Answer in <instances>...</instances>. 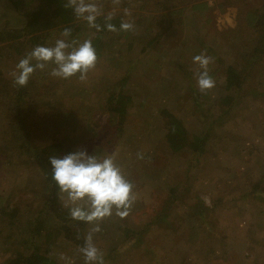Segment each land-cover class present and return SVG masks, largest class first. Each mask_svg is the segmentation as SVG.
Wrapping results in <instances>:
<instances>
[{"label":"rangeland","instance_id":"obj_1","mask_svg":"<svg viewBox=\"0 0 264 264\" xmlns=\"http://www.w3.org/2000/svg\"><path fill=\"white\" fill-rule=\"evenodd\" d=\"M190 1L121 0L117 6L98 0V19L113 13L134 30L105 32L86 82L78 75L54 78L49 64L32 75L20 106L14 93L0 96V264L37 247L49 250L55 264H85L79 249L93 227L73 220L62 228L61 215L69 210L61 199L67 204V198L59 195L56 209L48 207L44 170L30 159L31 149L13 139L8 112L37 123L27 134L39 145L59 143L65 155L113 154L133 183L129 215L105 218L94 234L105 264H264V55L256 59L252 19L240 13L249 5ZM41 4L0 0V40L4 30L23 28V13ZM252 7L263 8L264 0H253ZM77 20L81 29L67 40L93 39L97 31ZM62 27L56 23L44 31L50 32L45 47L62 38ZM34 48L10 37L0 41L2 78L14 83L16 65ZM201 53L214 58L208 67L216 83L206 92L198 88L200 69L193 61ZM229 66L245 78L241 92L227 88ZM115 91L132 98L123 126L107 109ZM227 96L230 104L223 103ZM163 110L207 139L202 152L171 150Z\"/></svg>","mask_w":264,"mask_h":264},{"label":"clouds","instance_id":"obj_2","mask_svg":"<svg viewBox=\"0 0 264 264\" xmlns=\"http://www.w3.org/2000/svg\"><path fill=\"white\" fill-rule=\"evenodd\" d=\"M111 2L117 6L121 4V0ZM65 7L72 8L74 15L86 21L89 28L97 32L103 30L96 23L103 15V8L98 0H67ZM124 13L126 16L131 15L128 9H124ZM113 18V13L105 16V27L109 32L134 30V24L128 20L122 21L117 29L111 23ZM71 35V28H65L61 32L62 38L57 39L54 46H36L21 59L13 73L15 85L27 86L32 75L37 70H45L49 64L54 65L50 71L54 78L70 79L78 75L81 82H86L88 73L96 67L97 52L91 38L83 42L75 39L69 42L67 38ZM193 61L200 69L197 72L199 90L206 92L214 88L216 82L208 67L214 58L201 53L193 57ZM138 158L142 159V154H138ZM49 160L53 169L52 179L59 188L60 197L67 198V204L62 199L61 201L69 210L71 219L93 225L85 238L84 246L79 249L85 264H105L104 254L94 243V234L102 231L100 223L105 218L113 214L121 218L129 215L136 200L133 183L126 179L113 154L98 158L96 155H88L86 150H78L63 158L49 157Z\"/></svg>","mask_w":264,"mask_h":264},{"label":"trees","instance_id":"obj_3","mask_svg":"<svg viewBox=\"0 0 264 264\" xmlns=\"http://www.w3.org/2000/svg\"><path fill=\"white\" fill-rule=\"evenodd\" d=\"M231 1L232 0H226V4L233 5ZM189 2L191 1L189 0ZM240 3H242V5H240L239 8H241V6L245 8L247 7L246 5H249V7L245 10H242L241 8L240 13L244 15L245 20H248V18L252 19V23H249V31L252 34H255L256 37V47L253 50V53L257 59L258 57L264 55V7L256 8L253 11V0H240ZM66 4L67 0H42V4L37 8V10L25 14L23 13V16L21 17L26 19L25 26L23 28L14 29L13 31L8 29L4 30L3 34H1L2 39L0 41H4L10 37V40L17 45L27 43L33 47L46 46L48 38L50 37V32L44 33V31L53 27L56 23L63 25L61 29L62 31L65 28H71L72 35L70 37H75L81 29V24L78 23V18L74 15L72 8L65 7ZM15 11L17 10L15 9ZM122 21V18L116 17L111 21V23L119 29ZM96 23L100 24L103 29L100 32H96L95 37L92 39L93 46L95 47L97 56L99 57L104 48V34L108 30L105 27V17L97 19ZM160 36L161 34L158 36L156 35L153 38V42L157 41ZM21 52L22 51L18 49V53L20 54ZM226 82L228 89L236 88L241 92L245 84V78L236 67L229 66L227 69ZM30 88L31 86L29 84L25 87H16L15 83L7 81L0 75V96L9 97L10 94L14 93L18 105L24 101L25 97H27ZM231 100H233L232 97L227 96L223 103L230 104ZM106 102L108 104V111L111 114L116 115L117 118H119V125L123 126L125 117L132 103V98L125 95L122 91H115L109 96ZM7 115L9 119L7 123L8 129L11 131L13 139L16 141H22L23 144L21 147L25 150L31 149L30 159L42 166L44 170V184H46L45 190L49 195V200L46 203L50 209L51 207L56 209L55 204L59 201V188L52 179L53 169L50 164L49 157L63 158L66 151L62 150V145L59 143L39 145L37 143V138L30 140L27 133L32 128H37V123L31 118H27L24 113L8 112ZM161 115L164 120L166 140L174 153L181 152L188 147L193 148L195 151H203L202 146L207 141L204 136L202 137L196 134H191L185 127L183 121L168 110H163ZM12 211L15 212L14 209H12ZM62 220L66 221L62 228H66V223L73 221L69 216V211L61 215V221ZM78 222L79 224L85 223L80 221ZM48 252L49 250L44 252L37 247L34 248L33 252L28 255H18L16 258L12 259L10 264H55L54 260L48 256Z\"/></svg>","mask_w":264,"mask_h":264},{"label":"built area","instance_id":"obj_4","mask_svg":"<svg viewBox=\"0 0 264 264\" xmlns=\"http://www.w3.org/2000/svg\"><path fill=\"white\" fill-rule=\"evenodd\" d=\"M211 1V0H210Z\"/></svg>","mask_w":264,"mask_h":264}]
</instances>
